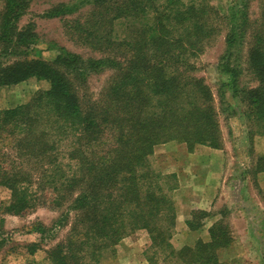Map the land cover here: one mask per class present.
I'll use <instances>...</instances> for the list:
<instances>
[{
	"label": "trees",
	"instance_id": "16d2710c",
	"mask_svg": "<svg viewBox=\"0 0 264 264\" xmlns=\"http://www.w3.org/2000/svg\"><path fill=\"white\" fill-rule=\"evenodd\" d=\"M2 1L0 39L29 43L19 21L32 0ZM253 1L234 0L221 15L209 0H92L94 7L83 21L73 17L71 28L103 56L84 63L86 58L66 50L52 63L0 61V87L31 76L50 83L29 102L0 109V144L10 139L19 161L5 168L0 160V184L12 191L10 210L20 213L33 203L30 167L43 185L52 186L57 205L67 201L63 216L74 214L68 239L48 254L50 264H100L107 250L115 251L141 229L149 234L145 255L151 264H159L158 254L166 264H221L219 250L234 240L224 220L211 228L209 241L179 248L171 242L176 208L170 191L177 183L166 184L174 175L155 170L150 156L156 145L170 141L184 143L190 152L198 145L223 146L211 87L196 75L192 62L222 27L227 28V52L237 58V44L251 36L248 62L258 84L249 88L247 100L250 118L264 134V0L252 19ZM77 8V3L61 2L46 15ZM232 63L223 62L221 71L229 73L236 94L241 70ZM107 67L116 74L98 98L84 103L89 69ZM253 168L264 171V154Z\"/></svg>",
	"mask_w": 264,
	"mask_h": 264
},
{
	"label": "rangeland",
	"instance_id": "374dc122",
	"mask_svg": "<svg viewBox=\"0 0 264 264\" xmlns=\"http://www.w3.org/2000/svg\"><path fill=\"white\" fill-rule=\"evenodd\" d=\"M233 1L234 0H209V3L213 5L221 15H224L228 12ZM61 2L77 3L78 8L73 13L63 12L59 14L58 17H48L46 15L47 10L53 5ZM3 6L4 2L0 0V12ZM93 7L92 0H32L28 11L19 21V28L27 29L26 31H28L27 41H29V43L23 44L21 43L22 40L5 41L0 39L1 63L6 64L30 59H43L52 63L55 58L63 54L66 50L77 53L84 59L86 58L84 63H88L87 58L103 56L105 53L93 49L89 44L81 41L79 32L71 28L72 23L70 20L73 17H81L83 21L84 16H86ZM249 12L252 19L260 15L259 0H255L251 3ZM226 29L227 28L222 27L221 31L214 35L211 41L206 44L204 50L197 54L196 57L192 58V62H195L196 75L201 77L203 81L211 87L214 105L216 103L219 110L222 137L225 136L228 140H236L234 142L235 144L229 142L230 146H232V150H230L242 151L244 154H252L254 148L251 146L253 144L250 142L255 141V136L260 137L258 138L260 141L264 138V134L261 133L259 125H255L250 118V109L247 100V91L249 88L258 84V80H256L253 75L248 62L249 48L252 44V40L249 34L246 35L244 39L241 38L240 42L237 44V53H235L238 56L237 58L231 51L227 52L225 42ZM250 29L251 28H249L248 31H250ZM225 61H233L234 63H232V65L235 63L239 64L238 67L241 72L238 78L239 88L236 94L233 93L231 84L228 82L230 79L229 73H222L221 71V65ZM115 74L116 70L111 67L103 69L90 68L89 74L87 75V89L82 91L81 94L82 101L85 103L86 98H98L103 87ZM49 86L50 83L47 79H38L36 76H31L17 84L1 86L0 109L29 102L39 90L47 89ZM105 137L110 138L109 133H106ZM9 141L11 140H5V142L3 141L0 144V160L3 161L5 168H10L12 163L17 160L14 153L15 150L12 149ZM74 141L75 137H72V142ZM207 147L209 149L211 146ZM195 149L190 152L187 150L184 143L175 141L160 143L156 145L154 153L150 156V164L155 170L163 174L174 175L171 176V179L166 182V184L169 186L176 183L180 184L184 176L196 175L195 172L199 170L198 164H200L201 161L208 160L194 155L191 156L190 153H194ZM261 151H264V145H262ZM15 165H19V161ZM26 169L32 173V180L34 181L32 188L29 190L32 193L33 203L23 212L15 213L14 210H10L12 191L0 184V257L4 256L7 258L8 254L14 251L23 253V256H17L19 259L14 260L17 262L11 259V263L8 262V264H19V262L25 259L29 263L34 261L38 264H48L47 261H50L48 259V254L53 247L68 239L70 235L69 230L75 218L73 213H71L69 217L67 215L63 216L67 201L64 202L63 206L57 205V195L52 186H50L48 182L46 185H43L44 182L42 181L41 175L35 172L34 169H30V167H26ZM252 172L256 174L254 168ZM253 178H256L255 181H257V177ZM235 185L236 189L239 190L242 184L238 182ZM170 193L174 197L173 190H171ZM260 194L264 198V190L261 188ZM251 199L255 200L254 198ZM189 214L188 221H191L195 226H199L205 214H207V211L193 208ZM230 216L232 215H227V218L223 220L230 224L234 236L236 231L241 229L242 224L238 225L233 218L229 219ZM262 216L259 217L263 219L264 212H262ZM233 226L235 228H233ZM137 237L138 236H136V238ZM126 238H132V236ZM197 240L198 239L191 241V244H194ZM234 240L231 244H234ZM258 244V247H256L251 243L249 247H251V249L252 247L259 249L260 246L263 248L264 240H261ZM31 245L37 249L36 251L38 252V255L32 258L29 255L24 256ZM148 245L146 249H148ZM237 249H239V251L241 250L240 248ZM259 251L258 255H254L256 253L255 250L253 255L254 259L260 261L264 257L259 255ZM152 252L153 251L150 250L149 254L153 255ZM162 256L163 254H158L156 258L160 257L159 264H166L163 262ZM114 257L115 251L107 250L100 264H107ZM220 258H225L223 264H241L243 259H247L245 256L238 258L242 259L239 261L240 263H238L232 254L224 251ZM0 264H5L4 261H1V258Z\"/></svg>",
	"mask_w": 264,
	"mask_h": 264
},
{
	"label": "crops",
	"instance_id": "0c3cea01",
	"mask_svg": "<svg viewBox=\"0 0 264 264\" xmlns=\"http://www.w3.org/2000/svg\"><path fill=\"white\" fill-rule=\"evenodd\" d=\"M254 138L255 141L250 142L254 148L252 154L231 151L232 146L229 142L235 144L236 140H228L225 136L223 137V146L220 148L209 147L208 149L206 145H199L194 153H190L191 156L208 160H203L198 164L199 170L195 172L196 175L184 176L180 184L177 183L173 189L175 198L172 197L175 200L177 217L171 242L175 247L191 244V241L195 239L209 241L211 228L227 218V215H232L229 219L233 218L238 225L242 224V226L239 231H236V234L234 233V244H231L227 249L225 247L222 248L223 250H219V258L224 251L232 254L238 263L242 260L238 258L247 257L241 261V264L242 262L243 264L244 262L245 264L264 263V258L260 261L254 259V255H258L259 250V255L264 257V247L260 246L259 249L249 247L251 243L258 247V243L264 240V218L259 217L264 212V198L260 194V188L264 190V171L256 172V174L252 172L256 159L264 154V151H261L264 138L262 141L258 139L260 138L258 136ZM253 177H257V181ZM238 182L242 184L239 190L235 185ZM193 208L207 211L202 223L195 229L190 228L187 223L189 213ZM233 228L235 227L233 226ZM136 236L138 237L136 238ZM149 243L148 232L139 230L135 233L134 238H124L116 245L115 257L107 264H151L145 255V249ZM237 248L241 250L239 251ZM255 250L256 253L253 255ZM27 255L32 258L37 256L38 252H27L24 256ZM17 256H23V253L12 251L7 258L4 256L0 258L1 261L8 264L11 259L13 261L19 259ZM224 260L225 258H220L221 264ZM26 262L25 259L19 264H38L34 261ZM47 262L50 263V261Z\"/></svg>",
	"mask_w": 264,
	"mask_h": 264
}]
</instances>
